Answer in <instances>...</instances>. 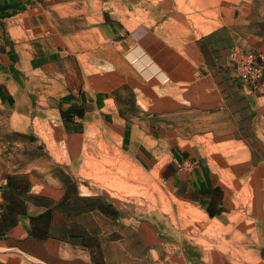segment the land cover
Here are the masks:
<instances>
[{
    "label": "crops",
    "instance_id": "0c3cea01",
    "mask_svg": "<svg viewBox=\"0 0 264 264\" xmlns=\"http://www.w3.org/2000/svg\"><path fill=\"white\" fill-rule=\"evenodd\" d=\"M78 1L83 7L95 3L100 10L95 31L115 37L121 50L130 43L125 55L149 84L161 81L171 85L169 96L195 99L194 110L201 115L219 108L220 95L241 89L264 110V0H227L215 16H203V22H180L184 32L145 25L127 30L126 36L105 19L102 0ZM70 2L75 0H0V107L27 113L45 94L65 130L96 120L116 131L120 151L147 167L166 156L163 172L169 178L174 175L186 191L215 195L216 175L202 158L184 172L177 169L192 155H203L187 145L186 135L173 131L172 125L164 130L151 119L154 114L136 120L137 106L125 98L135 91L133 86L128 85L129 91L123 85L102 91L72 77L65 59L76 33ZM235 47L258 56L263 67L258 91L244 90L234 77L230 52ZM229 120L235 127L236 118ZM249 127L251 131L254 125ZM12 175L0 178V264H172L166 246L124 221L108 199L89 198L67 186L55 196L35 190L21 170Z\"/></svg>",
    "mask_w": 264,
    "mask_h": 264
},
{
    "label": "rangeland",
    "instance_id": "374dc122",
    "mask_svg": "<svg viewBox=\"0 0 264 264\" xmlns=\"http://www.w3.org/2000/svg\"><path fill=\"white\" fill-rule=\"evenodd\" d=\"M226 1L102 3L108 12L105 19L115 22L126 36L127 30L145 25H163L167 31L184 32L186 28L180 22H203V16H215L216 9ZM69 11L75 12L70 22L76 28L65 49L72 77L84 81L86 88H105H100L102 91L122 85L129 91L128 85L133 86L135 91H129L125 98L137 106L136 120L145 121L148 114H154L151 119L164 125V130L172 125L173 131L186 135L187 145L203 155H192L177 169L184 172L195 159L202 158L215 173L218 190L213 196L186 191L174 175L175 178H169L163 172L164 165L155 172L158 164L147 167L120 151L116 131L96 120L80 122L75 130H65L45 94L38 103L33 102L27 113L0 107V178L8 179L13 171L21 170L40 192L56 196L67 186L89 198L108 199L118 207L124 221L166 246L164 251L171 255L172 264H264V110H259V104L241 89L230 96L220 95L219 108L201 115L194 110L195 99L173 98L169 96L171 85L161 81L148 83L125 55L130 43L121 50L113 41L117 40L115 37L95 31L93 27L100 22V10L95 3L83 7L75 0L69 3ZM89 12L93 15H83ZM255 105L258 108L252 107ZM222 106L229 110V115L221 111ZM229 118H236L235 127ZM251 123L254 130L251 127L250 131ZM167 160L166 156L162 158L164 164ZM214 205L216 208H212Z\"/></svg>",
    "mask_w": 264,
    "mask_h": 264
},
{
    "label": "built area",
    "instance_id": "2783aa9c",
    "mask_svg": "<svg viewBox=\"0 0 264 264\" xmlns=\"http://www.w3.org/2000/svg\"><path fill=\"white\" fill-rule=\"evenodd\" d=\"M234 77L241 83L244 90L253 92L260 89L263 67L258 56L252 50L235 47L230 52Z\"/></svg>",
    "mask_w": 264,
    "mask_h": 264
},
{
    "label": "bare ground",
    "instance_id": "6f19581e",
    "mask_svg": "<svg viewBox=\"0 0 264 264\" xmlns=\"http://www.w3.org/2000/svg\"><path fill=\"white\" fill-rule=\"evenodd\" d=\"M135 8H137V7H135ZM142 9H143V8H142ZM177 9H179V8H177ZM179 10H180V9H179ZM138 11H139V10H138ZM139 14H140V13H139ZM145 14H146V13H145ZM149 17H150V16H149ZM80 55H81V54H80ZM81 56H82V55H81ZM79 57H80V56H79ZM106 87H107V86H106ZM100 88L105 89V88H103V87H100ZM100 88H99V89H100ZM100 90H101V89H100ZM106 90H107V89H106ZM109 90H110V88H109ZM85 92H86V91H85ZM89 93H90V92H89ZM110 102H111V101H110ZM103 104H104V103H103ZM107 104H109V103H107ZM111 104H112V103H111ZM111 104H110V105H111ZM110 107H111V106H110ZM103 111H104V110H103ZM111 111H112V110H111ZM113 132H114V131H113ZM142 135H143V134H142ZM150 135H151V134H150ZM160 138H161V137H160ZM163 143H164V142H163ZM163 143H162V144H163ZM149 144H150V143H149ZM149 144H148V145H149ZM149 148H150V147H149ZM158 152H159V151H158ZM122 155H123V154H122ZM126 157H127V156H126ZM126 157H125V159H127ZM250 157H251V156H250ZM129 158H130V157H129ZM118 159H119V158H118ZM158 161H159V160H158ZM127 164H128V163H127ZM157 164H158V165H157V167H156V169H155V172H158V170L164 165V162H163L162 159H161ZM121 165H122V164H121ZM128 165H130V164H128ZM128 165H127V166H128ZM132 165H133V164H132ZM236 165H237V164H236ZM125 166H126V165H125ZM125 166H124V167H125ZM133 166H136V165H133ZM118 167H119V166H118ZM233 167H234V166H233ZM250 167H251V166H250ZM122 169L124 170V168L121 167V170H122ZM127 169H128V168H127ZM137 169H138V168H137ZM223 169H224V168H223ZM138 170H139V169H138ZM225 170H226V169H225ZM132 171H133V170H132ZM142 171H143V170H141V172H142ZM153 171H154V170H153ZM225 172H227V171H225ZM134 173H135V172H134ZM137 173H138V172H137ZM143 173H144V172H143ZM151 173H152V171H151ZM130 174H131V173H130ZM146 174H147V173H146ZM146 174H144V175H146ZM153 174H154V173H153ZM136 175H137V174H136ZM138 175H139V173H138ZM140 175L143 176L141 173H140ZM227 175H228V174H227ZM146 176H147V175H146ZM147 177H148V176H147ZM149 177H150V176H149ZM246 194H247V193H246ZM236 195H238V193H236ZM248 196H249V195H248ZM247 198H248V197H247ZM247 198H246V199H247ZM250 199H251V198H250ZM249 201H250V200H249ZM241 202H242V201H241ZM245 202H246V201H245ZM247 202H248V200H247ZM242 204H243V203H242ZM244 205H245V204H244ZM248 205H249V204H248ZM241 207H242V206H241ZM157 209H158V208H157ZM166 210H167V209H166ZM234 210H235V209H234ZM251 210H252V209H251ZM250 212H251V211H250ZM250 212L248 211V213H250ZM243 214H244V213H243ZM250 215H251V214H250ZM252 215H253V214H252ZM243 216H244V215H243ZM170 217H173V215H172V216L170 215ZM256 217H257V216H256ZM191 218H192V216H191ZM199 218H200V217H199ZM199 218H198V219H199ZM154 219H155V218H154ZM173 219H174V218H173ZM238 219H239V218H238ZM181 220H182V219H181ZM181 220H178V221H181ZM184 220H185V219H184ZM184 220H183V222H184ZM204 220H205V219H204ZM253 220H254V219H253ZM167 221H168V220H167ZM195 221H196V220H195ZM183 222H182V224H184ZM236 222H237V221H236ZM236 222H235V223H236ZM252 222H253V221H252ZM174 223H175V222H174ZM197 223H198V222H197ZM202 223L204 224V222H202ZM232 223H234V222H232ZM198 224H199V223H198ZM251 224H252V223H251ZM193 225H194V224H193ZM178 226H179V225H178ZM205 226H206V225H205ZM176 227H177V226H176ZM251 227H253V226H251ZM179 228H182V227H179ZM188 229H189V228H188ZM237 229H238V228H237ZM203 230H205V228H204ZM245 230H246V229H245ZM184 231H185V230H184ZM241 231H242V230H241ZM258 231H259V230H258ZM263 232H264V231H263ZM263 232H262V233H263ZM187 233H188V232H187ZM228 233H229V232H228ZM247 233H248V232H247ZM258 233H259V232H258ZM180 234H181V233H180ZM185 234H186V233H185ZM188 234L191 235L190 233H188ZM188 234H187V235H188ZM181 235H182V234H181ZM194 235H195V233H194ZM260 236H261V235H260ZM178 237H179V235H178ZM181 237H182V236H181ZM190 237H191V236H190ZM193 237H195V236H193ZM193 237H192V238H193ZM256 237H259V236H256ZM229 238H230V237H229ZM247 238H248V237H247ZM173 239H174V238H173ZM178 239H179V238H178ZM250 239H251V238H250ZM236 240H237V239H236ZM245 240H246V239H245ZM251 240H252V239H251ZM186 241H187V240H186ZM199 241H200V240H199ZM199 241H197V242L199 243ZM252 241H253V240H252ZM189 242H190V241H189ZM191 243H192V242H191ZM185 244H186V243H185ZM241 244H242V243H241ZM194 245H195V244H194ZM209 245H210V244H209ZM243 246H244V245H243ZM243 246H242V247H243ZM250 246H251V245H250ZM244 247H245V246H244ZM177 248H178V247H177ZM194 249H195V248H193L192 250H194ZM259 250H260V249H259ZM194 251H196V249H195ZM198 251H199V249H198ZM242 251H243V250H242ZM193 254H194V253H193ZM214 255H215V252H214ZM257 256H258V255H257ZM215 258H216V256H215ZM189 261H190V260H189ZM207 261H208V260H207ZM214 262H215V261H214ZM207 263H208V262H207ZM216 264H217V263H216Z\"/></svg>",
    "mask_w": 264,
    "mask_h": 264
},
{
    "label": "trees",
    "instance_id": "16d2710c",
    "mask_svg": "<svg viewBox=\"0 0 264 264\" xmlns=\"http://www.w3.org/2000/svg\"><path fill=\"white\" fill-rule=\"evenodd\" d=\"M211 214V216H214V213H210Z\"/></svg>",
    "mask_w": 264,
    "mask_h": 264
}]
</instances>
